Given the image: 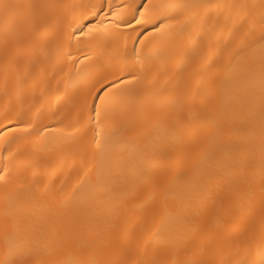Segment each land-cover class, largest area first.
Listing matches in <instances>:
<instances>
[{"label": "bare ground", "instance_id": "bare-ground-1", "mask_svg": "<svg viewBox=\"0 0 264 264\" xmlns=\"http://www.w3.org/2000/svg\"><path fill=\"white\" fill-rule=\"evenodd\" d=\"M0 264H264V0H0Z\"/></svg>", "mask_w": 264, "mask_h": 264}, {"label": "snow or ice", "instance_id": "snow-or-ice-1", "mask_svg": "<svg viewBox=\"0 0 264 264\" xmlns=\"http://www.w3.org/2000/svg\"><path fill=\"white\" fill-rule=\"evenodd\" d=\"M3 178H4V177H3L2 175H0V180H3Z\"/></svg>", "mask_w": 264, "mask_h": 264}]
</instances>
